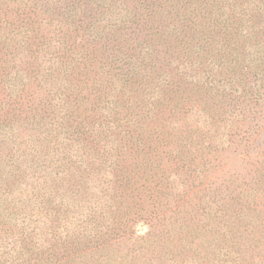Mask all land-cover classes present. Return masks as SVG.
<instances>
[{"label":"trees","instance_id":"1","mask_svg":"<svg viewBox=\"0 0 264 264\" xmlns=\"http://www.w3.org/2000/svg\"><path fill=\"white\" fill-rule=\"evenodd\" d=\"M0 264H264V0H0Z\"/></svg>","mask_w":264,"mask_h":264},{"label":"rangeland","instance_id":"2","mask_svg":"<svg viewBox=\"0 0 264 264\" xmlns=\"http://www.w3.org/2000/svg\"><path fill=\"white\" fill-rule=\"evenodd\" d=\"M226 157H227V161H226V163L228 162V163H231L232 161H233V163H236V161L238 160V158L236 157V156H233V155H230V154H227L226 155ZM237 158V159H236ZM235 167V166H234ZM143 231L142 232H145L146 231V229H142Z\"/></svg>","mask_w":264,"mask_h":264}]
</instances>
